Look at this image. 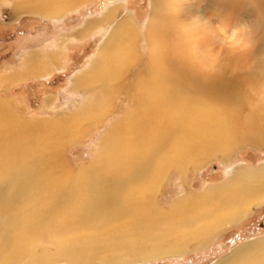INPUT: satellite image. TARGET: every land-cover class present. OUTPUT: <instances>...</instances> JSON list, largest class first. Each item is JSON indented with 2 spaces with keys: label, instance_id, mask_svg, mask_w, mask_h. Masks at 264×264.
<instances>
[{
  "label": "bare ground",
  "instance_id": "bare-ground-1",
  "mask_svg": "<svg viewBox=\"0 0 264 264\" xmlns=\"http://www.w3.org/2000/svg\"><path fill=\"white\" fill-rule=\"evenodd\" d=\"M75 1L79 0H20V4L30 12L58 17ZM198 3L206 6L202 18L223 24L222 31L216 28L220 36L230 37L234 12L237 17L264 20V0ZM181 4L151 0L149 22L141 27L144 35L129 16L117 13L118 7L104 15L99 23L112 20V31L99 48L95 71L86 73V82L80 76L73 79L74 88L87 92L88 87L90 93L72 115L73 123L64 122L65 117L25 123L0 103V264L25 255L27 264H37L41 257L40 264H54L47 254L34 252L38 239L45 236L70 257L69 264H99L93 261V248L120 240L119 231L126 232L132 225L139 230L151 227L163 237L180 233L183 237L175 241L179 246L191 238L204 239L219 223L244 214L255 191L240 182L263 177L264 167L257 173L238 170L225 185L210 188L197 199L180 198L168 212L158 209L146 219L149 211L159 208L152 190L168 169L175 167L184 174L189 166L230 151L236 142H264L234 138L237 125L248 129L251 118L264 110V47L238 52L232 40L224 36L218 40L213 27L194 29L192 4ZM91 25L87 22L81 33L89 32ZM236 35L244 38L239 30ZM259 40L264 44V33ZM246 46L241 42L238 48ZM37 57L31 55L25 75L43 72L45 59ZM46 58L55 63V56ZM247 59L249 71L234 64ZM128 71L129 93L121 102V87L111 80ZM258 94L260 102L254 101ZM91 116L102 117L101 122L111 116L114 121L101 133L92 161L72 174L62 149L87 131L82 121ZM255 199L263 200L264 192ZM128 211L133 212L131 220L120 223ZM81 230L86 233L81 235ZM157 244L153 254L167 252L163 243ZM149 252L143 257H149ZM231 262L264 264V240L240 247Z\"/></svg>",
  "mask_w": 264,
  "mask_h": 264
},
{
  "label": "rangeland",
  "instance_id": "rangeland-1",
  "mask_svg": "<svg viewBox=\"0 0 264 264\" xmlns=\"http://www.w3.org/2000/svg\"><path fill=\"white\" fill-rule=\"evenodd\" d=\"M179 1L182 2L180 7H184L186 3L192 4L189 14L192 15L191 18L196 23L194 29L213 27V35L218 40L223 36L228 41L232 40L238 52L259 50L264 47V44L259 40V37L264 33L263 19L251 20L240 15L237 17V12H234L230 22L232 33H229L230 37L228 38L227 33L222 36L217 35L216 28L220 27L222 31V23L201 17L206 9L205 5H200L198 0ZM115 7H118L117 13L129 16V21L132 24H137L143 35L146 33V30L141 27L149 22L151 0H122V2L121 0H79L63 9L58 17H46L30 12L20 4V0L18 2L17 0H0V103L25 123L56 120L61 117H65L64 122L73 123L72 115L76 114L81 104L85 102L86 98L88 101L90 97L88 87L87 92L82 88H78V90L74 88L73 79L80 76L83 79L82 82H86L89 77L86 73L92 74L95 71L92 67L98 58L99 48L112 31L110 27L112 20L107 19L108 22L104 21L101 24L99 21ZM89 21L92 23L89 32L85 30L81 33L85 26L87 28ZM238 30L241 35H244V38L236 35ZM78 32L81 34H76ZM241 42L247 43L243 50L238 48ZM31 55L35 58L38 56L37 60L42 57L45 59L43 60V62L45 61L42 67L43 72L37 76L30 73L24 74L26 63H32V60L29 59ZM48 55L56 57L55 63H48L46 60ZM247 61L248 59L238 63L233 60L236 62L234 64L240 66L244 72L249 71ZM255 73L259 74L257 70ZM130 74L131 72L128 71L125 75L115 79L117 81L111 80V84L121 87L119 91L121 102L124 96L129 93ZM258 95L260 97L254 100L256 102H260L261 99V95ZM106 108L107 106L104 110ZM98 117L91 116L84 119L82 127H87V131H84V134L77 140L68 143L62 149L63 160L71 169L72 174L77 173L81 166H87L92 161L99 146L98 139L101 133L106 128L105 126L114 121L111 116H107L104 122L99 121L102 117ZM95 123L96 125H94ZM251 126L253 129L249 130ZM236 128L238 133L234 138L247 136L254 140L259 138L264 141V110L251 118V125L248 124V129L244 130L238 125ZM216 154L202 160L201 164L189 166L187 173L184 174H180L175 167L168 169L159 184L155 185L152 190L159 208L149 211L146 219L153 218L158 209L168 212L170 206L180 198L192 195L197 199L201 194L211 191L210 188L225 185L233 179L238 170L257 173L264 167V142L258 143L256 140L247 139L232 144L230 151L226 153H220L218 156ZM240 184L252 186V190L255 191L253 197L246 203L248 206L246 211L238 218L214 225L215 227L206 238H191L178 246L176 243H179L183 237L180 233L163 237L158 230L151 227L139 230L134 229L132 225L127 228L130 230L126 232L119 231L120 240L110 241L111 243L108 242L107 245L93 248L91 253L94 263L237 264L231 261L240 247L264 240V199H255L257 194L264 192V176L261 178L251 177L243 180ZM212 195L213 193L208 194L209 197ZM209 202H211L210 199ZM135 204H138L137 198ZM130 214L133 212L128 211L124 214L120 223L129 222L132 218ZM214 214L210 212L208 215ZM173 227L168 225L170 230H173ZM90 231L87 228V234ZM79 233L82 235L86 231L81 230ZM58 236H60L59 232ZM44 238L38 239L39 245L35 246L34 252H38V256L47 254L54 264H69L71 262L70 257L63 253L61 248L58 249L55 241L51 238ZM157 243H163L162 247L167 252L161 255L153 254V247L159 246ZM60 251L65 254V257ZM145 252H149V257H143ZM14 259L11 264H27L29 256L25 255L22 258L17 256ZM38 261L37 264H40L44 262V259L41 257Z\"/></svg>",
  "mask_w": 264,
  "mask_h": 264
}]
</instances>
